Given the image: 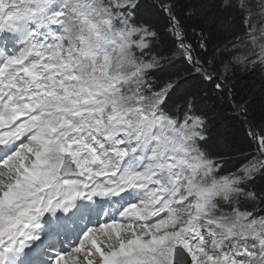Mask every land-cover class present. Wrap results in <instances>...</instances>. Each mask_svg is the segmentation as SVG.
Segmentation results:
<instances>
[{"label": "snow or ice", "instance_id": "obj_1", "mask_svg": "<svg viewBox=\"0 0 264 264\" xmlns=\"http://www.w3.org/2000/svg\"><path fill=\"white\" fill-rule=\"evenodd\" d=\"M191 15L181 0H0V264H264V129L235 104L255 150L212 152L199 86L182 88L194 77L153 54L167 35L231 94L239 49L190 38Z\"/></svg>", "mask_w": 264, "mask_h": 264}, {"label": "trees", "instance_id": "obj_2", "mask_svg": "<svg viewBox=\"0 0 264 264\" xmlns=\"http://www.w3.org/2000/svg\"><path fill=\"white\" fill-rule=\"evenodd\" d=\"M145 2L158 4L155 0ZM181 3L188 4L192 11L191 17L185 21L190 38L196 27L211 40V47L220 43L229 50L239 49L237 59L226 61L229 68L233 69V72H229L228 81L231 94L217 93L214 85L201 81L190 66L182 60L177 63L179 57L173 55L175 46L167 35H162L153 54L159 53L171 60L175 65L174 70H180L183 76L194 77L182 88H190L193 84L199 86L196 101L207 119V147L235 161L241 154L253 152L255 145L248 138V125L243 121L244 117L233 105L245 104L248 109L247 120L257 131L264 129V65L254 66L248 61V57L254 53L264 58V0H181ZM154 26L161 32L166 28V19L158 11ZM224 62L219 59L215 62L214 75L222 79L220 66ZM211 71L213 69L209 68ZM255 186H264V177L257 176Z\"/></svg>", "mask_w": 264, "mask_h": 264}, {"label": "rangeland", "instance_id": "obj_3", "mask_svg": "<svg viewBox=\"0 0 264 264\" xmlns=\"http://www.w3.org/2000/svg\"><path fill=\"white\" fill-rule=\"evenodd\" d=\"M235 107V105H233ZM236 108V107H235ZM236 110V109H235ZM243 121L245 122V119L243 118Z\"/></svg>", "mask_w": 264, "mask_h": 264}]
</instances>
